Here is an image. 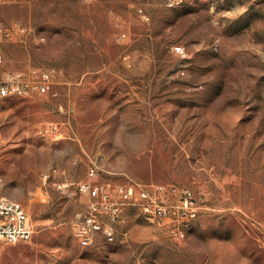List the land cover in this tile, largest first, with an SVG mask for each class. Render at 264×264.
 I'll return each mask as SVG.
<instances>
[{
    "label": "rangeland",
    "instance_id": "rangeland-1",
    "mask_svg": "<svg viewBox=\"0 0 264 264\" xmlns=\"http://www.w3.org/2000/svg\"><path fill=\"white\" fill-rule=\"evenodd\" d=\"M15 21L43 39L0 40L3 67L61 72L0 104V195L34 226L0 264H264V0H0ZM130 178L191 187L186 236L126 206L114 242L81 245L88 196L54 182Z\"/></svg>",
    "mask_w": 264,
    "mask_h": 264
},
{
    "label": "built area",
    "instance_id": "built-area-1",
    "mask_svg": "<svg viewBox=\"0 0 264 264\" xmlns=\"http://www.w3.org/2000/svg\"><path fill=\"white\" fill-rule=\"evenodd\" d=\"M174 2L176 0H167V5L174 6ZM142 16L147 17L144 13ZM13 31L21 33L24 42L29 39H43L34 27L15 21L11 25L0 23V40L10 38ZM125 36L124 33L120 34L117 40ZM176 50L182 51V46H176ZM5 59L0 47V95L4 92H15L21 96L56 94L54 84L61 69L54 66L5 69ZM51 173H59V169L54 167L44 174V178L47 179ZM98 173V163L91 161L88 174L94 176ZM2 183L0 176V186ZM54 183L69 197L77 194L88 196L86 212L76 225L78 236L88 243L97 244L100 240L114 242L117 237V225L126 206H134L140 212H146L148 217L154 220V226L176 238H184V228L196 218L200 209L198 198L187 185L148 183L131 178L124 182L82 179L76 183ZM261 225L264 226V222ZM33 233L34 226L25 206L18 200L0 195V241L13 244L29 241Z\"/></svg>",
    "mask_w": 264,
    "mask_h": 264
},
{
    "label": "bare ground",
    "instance_id": "bare-ground-1",
    "mask_svg": "<svg viewBox=\"0 0 264 264\" xmlns=\"http://www.w3.org/2000/svg\"><path fill=\"white\" fill-rule=\"evenodd\" d=\"M8 95H19V93H15V92H4V93H2L0 95V104H1L2 100ZM65 196H68V195H65ZM142 213L144 214V218L146 217L148 220H150L151 222L154 223V220L152 219V217H148L146 212H142ZM186 230H188V229H186ZM76 236L79 239L80 244L83 245V246H89V245H92V244H96V243H88L87 241H83V238L78 236V232H76ZM184 236H186L185 235V228H184Z\"/></svg>",
    "mask_w": 264,
    "mask_h": 264
}]
</instances>
